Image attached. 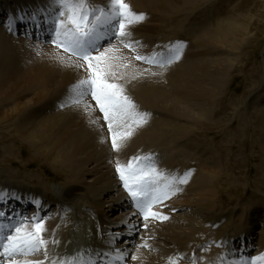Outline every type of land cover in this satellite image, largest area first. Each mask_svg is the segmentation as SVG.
<instances>
[{
    "label": "bare ground",
    "instance_id": "1",
    "mask_svg": "<svg viewBox=\"0 0 264 264\" xmlns=\"http://www.w3.org/2000/svg\"><path fill=\"white\" fill-rule=\"evenodd\" d=\"M29 1L33 2L32 0ZM51 1L54 2V0ZM98 1L100 0H90L91 6L96 7L95 3ZM200 1L203 0H126V2L130 4L134 12L143 13L145 15V19L143 21L132 24L131 26H129L128 31L130 35L137 34L142 36H149L150 32H152V29L155 26V33L152 34V37H150L152 41L153 39H155V36L159 32L157 31L158 27L160 26L159 23L168 22L167 24L169 26L166 24L168 26V29L176 26L175 28H173V31L176 30L175 34H179L182 31H184L186 28L184 23L188 22V25H190L191 21L195 18L194 15L191 18H189V13L191 16V12L196 14L197 12L201 13L203 11L205 6L200 8L196 7L197 3H199ZM109 5H110V0H102V2L99 4L98 7H103L107 9ZM180 12L185 14L187 13L188 18L186 17L187 15L183 17L179 16L177 13ZM165 13L168 14L165 15ZM173 14H177L178 17L176 15L173 17L172 16ZM162 15L164 17H162ZM169 16L170 19L167 21ZM155 17L156 19L161 17L164 21H157L156 23H154ZM219 24H221V22H219ZM247 31L248 29L244 27L242 23L238 22L235 18L233 20L230 19L229 24L226 27L220 28V25H218L217 30L212 31V33L215 32V34L209 32L208 35L206 34L204 35H206V41L207 38L208 39L214 38L211 40L212 42L213 40L216 39V41H218L222 45H234L241 43L242 41L245 40L244 37L247 35L246 33ZM129 38L132 39V40H128L130 42L138 40L137 43H134L135 47L138 46L140 47V50H142V45H140L139 38L133 39V36H130ZM5 39H12V38H10L7 35H3V32L1 31L0 28V97H3V99L5 100L8 99L6 101H15V100L17 101L18 99H19L18 101H20L21 98H23V95L33 92L36 93L35 94L36 97L35 99L29 100L28 103L26 102L23 103L24 105H21L22 103L18 102L15 103L16 106L12 107L10 110L6 108L7 111H0V122L8 121L13 118L15 113L23 112L24 123L19 124V128H17L18 135L20 137H24L30 140V142H33L35 144L36 141H38L37 137H39L40 140L42 139L44 142H45V138L48 141H51L48 148L46 149L40 148V151L44 156H49L53 160V163H55V165L56 164L62 165L65 169L71 170L73 172L71 177V182H75L78 180L84 181L87 176H95V175L97 176V174H100L98 177H96L93 180V184L90 185L91 188L95 189V186L97 184H101L102 188L105 189L109 185L111 186L109 191H111V189H113L114 187V183L109 184V182H114L113 180L114 175L117 174L116 169L114 171V167L116 168L117 162L121 164H127L130 160H132L133 157H144L149 155L152 158V162L155 163L157 169L161 172H165L167 174H176V175H182L186 172L185 169H182L181 172L180 170H176L172 162L173 160L172 161L168 160L164 156L163 151L152 150L151 147L152 148L154 146L157 147V145H159L160 143L165 145L167 142L166 140L171 138L169 137V135L172 136L174 135V139L175 140L177 139L178 142L180 143L181 137L186 138L185 136L187 135L185 134H188L186 133V130H184V127L177 129L178 127L177 123L174 124L173 122V124H170L169 122H167L166 119H163V117L164 118L169 117L174 121H176L175 118L177 119L178 117H180L181 119L187 120L186 122L190 121V123H196L200 125L203 120H199V119H202L201 117L203 116L204 117L208 116V114L212 111L208 105H210L213 99V95L210 94L214 93L218 88L217 85L218 74L216 73L212 74L210 71L202 69V65L200 63L202 62L201 61L202 59L198 60L199 59L198 56L201 58L205 57L204 54L205 46L201 48L202 51H198L196 54L193 53L194 51L190 50L191 49L190 46L188 47L186 46L183 48L184 53L180 55L179 59H181V61L177 64L178 72L177 75L175 76L177 83L174 87H172L173 81L169 79L171 75L169 71L167 72L168 69H166L165 71H161L150 66H145L142 63L141 64L137 63L136 58L133 57V55L136 56L137 54H134V51L131 50L132 48L127 49L125 47V44L123 43L125 40H122L120 44H112L111 46L105 48L109 50L108 55L119 58L114 61V63L117 65L115 70L118 78L116 79L110 78V81L114 83H118L124 88L125 94H127L135 102V104L137 105V109L141 105L145 107V109L140 112H146L149 114L148 122L146 123V125L149 127L143 124L142 126L135 128L131 138L123 142V145L119 151H115L113 150V148H110L109 146V144L110 145L112 144L110 143L111 141L109 142V137H111V133L108 132L109 130L106 131L108 129L107 127L108 125L103 123L104 120H102V117L99 114L100 112L97 110L96 105L95 107H93L94 103L91 99V96L89 95L88 97H86L84 102L79 105L73 104L69 99V97L73 95L71 92L73 85H75L79 80L87 78L88 73L85 70L87 68V65L85 63H80L75 59H70L69 57L62 54L57 48L53 46L49 47L45 45L46 47L44 46L37 47L35 45H29V44L27 45L23 42H19L21 44L20 45L19 43L12 41L7 42ZM180 39L181 38H178L177 36L173 35L170 38L165 39L163 41L164 44L156 42L153 45V49L145 57H147L152 53H156L157 51H161V49L167 48L168 46L175 45L176 42L180 41ZM197 41L195 39L194 42L195 45H199L198 42L201 43L205 42L200 39L198 42ZM143 48H147V46L145 45L144 47L143 45ZM105 49H103L102 52H104ZM146 51L148 50H145L144 53ZM190 56H192L193 58L192 59L188 58ZM61 57H63L64 59H61ZM189 59H191L190 61L194 63V67L192 70L185 69L184 65H180L184 62L187 63ZM202 63L205 62L203 61ZM205 64L207 65V67L211 65L210 63H209L210 65L207 63ZM219 69L221 71L225 70L222 68ZM200 73H202V75ZM200 75L201 78H198L200 77ZM163 78L165 80H163ZM68 89L70 91H68ZM59 90L62 91L64 95L69 93L67 96L65 95L66 96L65 100L67 101L65 103L66 105L63 107L65 108V110L61 115L54 116L52 114V117L45 119L47 115L45 111L48 110H44L43 107L49 106L50 96L55 91H59ZM190 97H192V99ZM57 99L58 98H56V100ZM138 103L140 105H138ZM33 105L37 106V108L35 109V111H33V113H29L28 111L32 110L29 109L32 108L31 106ZM57 105L53 106L52 109L57 107ZM85 105H88L90 107L86 109ZM164 105L165 107H163ZM27 112L29 114H25ZM159 113H162V116L159 117L157 116L158 118L157 119L155 116L156 114L159 115ZM152 114H154V119L153 117H151ZM196 119L198 120L195 121ZM118 130L123 131L125 129L121 127ZM179 130H181L180 131L181 135H179ZM168 131L170 134L168 133ZM178 136L181 137L179 138ZM172 151L174 152V150ZM173 152L170 151L168 154L170 153L173 154ZM209 152L212 151L210 150ZM194 160L198 161V158L194 157ZM89 163H95L96 166L93 169H88ZM108 163H110L109 166L108 165L106 166V164ZM204 163L205 162H201V166L204 168V171L197 172L195 174V177L197 179L194 180L192 179V176H190L186 184L180 185L181 187L187 186V188H191L193 192H195L194 194V196L196 197L195 201L187 198L184 200L183 203H181L180 201L181 203L180 205L174 204L175 206H172V211L165 212L166 213L165 215L170 217L173 216V213L177 211L179 208L182 209L183 207H186V209H188L191 208L193 204L195 206H199L198 209L199 211H196L197 215H200V213H202L205 216L204 222H202V224L201 222H199L200 223L199 229L201 230L199 236L198 235L195 236L196 238L195 240L187 241L186 244H184L182 241H180L179 238L169 239L166 238L167 237L166 235L164 234L159 235L158 232H155L154 235H151L152 234L151 233L147 237L142 236L141 239L143 240L141 241V245L146 244L147 247H150L152 244L153 246L156 244L159 250L161 246L159 245V241L156 240H161L165 244V246L168 249H170L168 250L167 253H165V250H163L162 248L164 254H169V253L171 254L172 250L177 251V253L179 251L185 250L186 253H190L191 255H193L192 262L196 261L195 264H207L209 261L211 262L208 264H220L219 256L221 254V250L226 247V243L229 239H227V241L226 240L224 241V238L223 239L220 238L216 241L219 242L217 243L216 247L208 248L211 249L212 253H216V254L219 253L218 259L214 258L212 255V257L208 256V260L198 263L196 259V255H194L196 250L193 253L189 252L191 251L189 249H193L195 248V246H199L201 242L206 239L208 234L207 232L210 228L213 227V225L217 230L222 231L223 227L220 225V223H222V221L223 223L230 222V218L224 221L225 220L224 218L227 217L225 215H221L218 218L212 219V222H210L208 219L209 213L213 212L215 209V207L213 206L214 203L211 204V200H212L211 198L213 193L211 183L213 184L215 182L217 177L220 175V172L218 173L217 168L215 166L207 165L208 162L206 164ZM74 184L75 183L66 184L65 186L71 187ZM117 185L115 186L116 192L118 191ZM85 190H86L85 191V199H86V196L88 195L87 194L88 189ZM0 193L3 194L2 197L0 196V201H1L8 198L6 196H8L9 194H18V191L12 188L10 189L4 188V189H0ZM179 193L181 192L179 191ZM122 196L123 193L121 194L120 198H122ZM174 196L176 197V193ZM89 197H93V198L91 200L86 199L84 203H81L76 206L77 210H82L80 212L81 217L78 216L77 218L79 219L77 224L74 220V216H66L61 220L60 215L62 211L60 209L61 206L60 201H62V199L55 198L53 200L56 201V205H57V209L55 210V208H53L52 210V215L54 214L55 216L50 220L47 219L46 216L47 222L44 223V227L46 231L43 234L44 238L47 241H49V244L53 240L58 241V243L56 244L52 243L53 244V246L51 247L52 253L51 255H49L51 259H57V258L61 259L66 255V253L70 252L72 249H75V247L81 248L79 246L85 244L84 241H85V237L87 236L84 237V241L83 240H81L80 242L71 241L76 234L83 233L81 227L79 226L80 224H82L81 220L83 219L85 220L91 219L90 220L92 223L91 230L90 229L87 230V235L91 234L90 240L92 241L93 244H95L93 247H96L97 245L100 244V237L103 235L105 238H109L110 240H115L117 238V235L119 233H122L121 235H123L125 239L126 238L132 239V242L129 240L130 242L126 243V241H124L122 243L123 247L122 249H120V252H122L123 255L126 256L128 255L127 249H129V246L133 244L136 234L140 232L139 229L142 224L139 225L138 230L136 228L138 222H140L139 218L132 211L122 212L125 211L123 209V210H119L120 213L118 215V218L119 216H121L124 217L125 220L120 221L121 220L120 218L115 219L114 221L107 220L106 217L102 214L104 207L102 203L97 201V199L92 194ZM93 199L95 201H93ZM51 200L52 199L50 198V201ZM10 201L12 202V200ZM50 201L49 203H47V206L52 207L54 203H51ZM171 202L168 203V206L171 204ZM263 202L264 200L261 201L259 206L254 208L251 212L253 214L259 213L262 207H264ZM112 204L115 206L118 203H114L112 201ZM37 205H39L42 208L41 214L45 212L47 208L45 206L46 204L44 203L41 204L39 202L37 203ZM15 209L19 210V212L20 211L26 212L27 210H29L28 208L18 205H16ZM161 209L163 210V208ZM159 212H161V210H159ZM38 216H40V214ZM35 217H37V213L35 214ZM59 220H61V222ZM53 221L60 222L59 224L60 227L57 228L55 231H54L55 226L52 223ZM108 221H110L111 228L119 229L117 233L114 234L109 232L108 227L106 226L109 223ZM154 221L157 222V220ZM74 222L76 225L74 224ZM226 224L228 225V223ZM261 225L264 226L263 217L262 219L261 218L254 219L252 222L253 229H255L256 227H261ZM207 227L210 228L208 229ZM157 228H159V226ZM91 231H94V234ZM166 231L168 234H170L173 231V228H167ZM197 233L198 232H196L195 234ZM219 234H221V232L218 233L216 236L218 237ZM256 234H257L256 231L255 232L251 231L252 239L256 237ZM200 235L203 236L200 238ZM221 236L224 235L222 234ZM141 239H139V237L137 239V242H139L138 246H140ZM192 242H193V244L191 245L192 247H189L190 243ZM84 246H88V245H84ZM153 246L150 247L151 250L150 254H149V249L144 250V252L143 251L139 252V250L136 248L134 250L133 257H138V261H130L127 264H157L155 261H152L150 259L151 257L153 260H157V259L160 260L161 262L160 264H165V263L173 262L174 260H178L183 255V253H179L173 257L167 258L166 262L165 261L163 262L162 258L160 259L159 256L152 254V251H154L152 250ZM179 247H183V248L179 249ZM254 247L255 246L253 242V245L250 246L249 249ZM96 249L99 250L98 247ZM159 252L161 253V251ZM259 254L260 255L264 254V247L263 249H261ZM243 256L246 257L245 255ZM252 258H254V256L247 258L245 261L248 262V264H251ZM129 260H133V259L131 258ZM188 263L189 262H183L180 260L177 264H188Z\"/></svg>",
    "mask_w": 264,
    "mask_h": 264
},
{
    "label": "rangeland",
    "instance_id": "2",
    "mask_svg": "<svg viewBox=\"0 0 264 264\" xmlns=\"http://www.w3.org/2000/svg\"><path fill=\"white\" fill-rule=\"evenodd\" d=\"M23 1L25 0H0V28L3 32V35H7L10 38L14 39V41L13 39H5L7 42H23L27 45L29 44L37 46L35 42H31L21 36L14 37L10 32L12 19L18 16L20 12H23ZM32 1L33 2L30 3L32 5L35 4L38 7V9L36 10H39L42 13H48L49 16H53L54 14L56 17V9L50 11V8L56 7V4L51 6L48 2L49 0ZM101 2L102 0L96 2L95 6L98 7ZM16 3L20 4L17 5ZM196 7H204V9L201 13L197 12L195 14L191 12V16L189 13V18H191L193 15L195 16V18L191 21L190 25H188V22H185L184 25L186 26V28L179 34H175L176 30L173 31V28H175L176 26L168 29V22H161L159 23L160 26L157 29V31L159 32L155 36V39H153L152 41L150 37H152V34L155 33V26L153 27L152 32H150L149 36H142L137 34L129 35L127 37H124L125 41L123 43H131L130 41H128L132 40L131 38H129L130 36H133V39L139 38L140 45H142V50H140V47L135 48V45L134 48L131 47L132 49L127 47L126 48L134 51V54H136V52H139L141 53L139 54L140 56L145 57L153 49V45L156 42L163 43L165 39H168L171 36L175 35L178 38H181L180 41L186 42L187 45L190 46V50L194 51V54H196L198 51H202L201 48L205 46V57L201 58L198 56V60L202 59V62L204 61L205 63H210L211 65L209 64L210 66L207 67L205 63L200 62L202 65V69L208 70L212 74H218V88L214 93L210 94L213 95V99L210 105H208L212 111L209 114L207 113L208 116H203L201 117L202 119H199L203 120L202 123L198 125L196 123H190V121L186 122L187 120L181 119L180 117H178L177 119L175 118L176 121H174L173 119L169 117L167 118L165 116L166 118L163 117V119H166L170 124H173V122L174 124L177 123V129L184 127V130H186V133L188 134H185L187 136L184 135L186 138L178 136L179 138L181 137L180 143L177 139V141L174 139V135H169V137L171 138L167 139V142L165 141V145L160 143L159 145H157V147H151L152 150L163 151L164 156L168 160H173L172 162L176 170H180V168L185 169L186 172L192 170L191 176L194 180L197 179L195 177V174L197 172L204 171V168L201 166V162H205L204 164L208 162L207 165L215 166L218 173L220 172V175L217 177L215 182L213 184L211 183L213 191L211 204L214 203L213 206L215 207V209L213 212L215 213H209L208 219L210 222H212V219L218 218L221 215H225L227 217L224 218V221L230 218V222L223 223L222 221V223H220V225L223 227L222 231L217 230L214 225L212 228L207 227L208 229H210L207 232L208 234L206 239L202 241L199 246H195V248L189 249L191 251L188 250L191 253L196 250L195 254L198 256V262L200 263L208 260V256L212 257L213 255L214 258H218V255L216 253H212L211 249L208 248L215 247L214 243L218 239L223 237L221 236L222 234L224 236L226 234V236H234L242 231L247 232L252 229L254 232H257V237H255L257 250L260 251V249H262V244L264 247V226L261 225V227H256L255 229H253L252 226V222L254 219H262V217L264 218V207H262L259 213L253 214L251 212L254 208L259 206L261 201L264 200V0H203L197 3ZM167 14L168 13H165V15ZM177 14L182 17L187 15L186 17L188 18L187 13L185 14L180 12ZM177 14H173L172 16L174 17L176 15L178 17ZM162 17L164 16L162 15ZM235 18L238 22L242 23L244 27L248 29V31L246 32L247 35L244 37V41L234 45H222L218 41H216V39L212 42L211 40L214 38H207L206 41V35H208L209 32L212 33V31L217 30L218 25H220V28L226 27L229 24L230 19L233 20ZM155 19L156 17L154 18V23H156L157 21H164L161 17L156 20ZM169 19L170 16L167 21ZM17 22H19V20H17ZM219 22H221L222 26L221 24H219ZM203 29L207 30L208 32L204 31ZM202 34H206L204 35L205 37ZM212 34H215V32ZM198 37H201L202 39ZM195 39L196 41H199L200 39L205 42L201 43L197 41L199 45H195ZM117 40L118 39L116 38L113 42ZM143 45L144 47L146 45L147 48H143ZM42 46L43 45L39 47ZM145 50L148 51L144 53ZM188 58L192 59L193 57L190 56ZM191 59H189L187 63L184 62L180 65H184L185 69L192 70L194 67V63L190 61ZM177 66L178 65H175L174 67H171L167 70V72L169 71L171 75L169 79L173 81L172 87H174L177 83V80L175 78L178 72ZM219 68L225 70L221 71ZM200 74L202 75V73ZM201 75L198 78H201ZM68 91L70 90L68 89ZM35 94L36 93L34 92L27 93L23 95V98H21L20 101H18L19 99L17 101H6L8 99L5 100L3 99V97H0V111H7L6 108L10 110L12 107H15V103L18 102L22 103L21 105H24L23 103H28L29 100L35 99ZM68 94L69 93L65 95L67 96ZM65 95L62 91L59 90L55 91L50 96V104L48 106L49 108L47 106L43 107L44 110L49 111H45L48 115H46L45 119L52 117V114L54 116H57L63 113V111L65 110V108L63 107L67 102L65 100ZM56 98L58 99L56 100ZM190 98L192 99V97ZM53 102L55 103V105L62 104V107L59 108V106L57 105V107L52 109V107L55 106L52 104ZM138 105L140 104L138 103ZM34 106L35 105L31 106L32 108H30L29 110H32L28 111L29 113H33V111H35L37 106ZM163 107H165V105ZM139 108L138 111H142L145 109V107H143L142 105L139 106ZM28 112L25 114H29ZM23 116V112H18L14 114L12 119L5 122H0V187H2V184L7 185V187L10 188L14 185L16 188H20L21 190H23V192H28L31 196H33L35 194V191H37L35 195H37L38 193L43 194L44 196L48 197V201L52 197L56 198L58 196H61L62 193H66V203H71L73 208L69 211H67L66 208L65 211L67 212L65 213L67 216H74L76 224L79 221V219L77 218L78 216L81 217L80 212L82 211L77 210L76 206L84 203L86 199L91 200L93 197L89 196L92 194L97 199V201L102 203V205L104 206L102 214L106 217L107 220L114 221L115 219L119 218L121 219L120 221L125 220L124 217L121 216H119L118 218V215L120 213V209L116 208L118 204H116L115 206L112 204V201L114 203L123 201V199L120 198L122 193L120 186L117 185L118 181L115 177L116 175H114L113 178L114 182H109V184L114 183V187L113 189H111V191H109L111 187L109 185L105 189L102 188L101 184H97L95 186L96 190L91 188L90 185L93 184V180L100 174H97V176H87L84 181L78 180L75 182H71L73 172L71 170L65 169L62 165H55V163H53V160L49 156H44L40 151V148H48L51 141H48L45 138L44 142L42 139L40 140V138L37 137L38 141H36L35 144L33 142H30V140L18 135L17 128H19V124L24 123ZM157 116H162V113H159V115L156 114L155 117L157 118ZM151 117H153L154 119V114H152ZM197 120L198 119H196L195 121ZM103 123L107 124L104 121ZM145 126L147 125L145 124ZM106 131H108V129ZM180 131L181 130H179V135H181ZM110 141L111 137H109V142ZM109 146L110 148H112V145L109 144ZM172 150H174V152ZM210 150L212 152H209ZM170 151L173 152L174 155L171 153L168 154ZM194 157H197L198 161H195ZM109 164L110 163L106 164V166H109ZM95 166V163H89L88 169H93ZM115 169L116 168L114 167V171ZM73 183L75 184L71 187L65 186L66 184ZM116 185L118 189L117 192L115 187ZM85 189L89 190H87L88 195L86 196V199ZM194 194L195 192H193L191 188H187L186 186L182 188L181 193L177 195L172 205H180L187 198L195 201L196 197L194 196ZM93 201L95 200L93 199ZM193 205L188 209H186V207H183L182 209L179 208L176 212L173 213V216H170L169 219H167V221L169 222H147V229H139L144 232L142 236L147 237L151 233V235H154L155 232H158L159 235L164 234L167 236L166 238L169 239L179 238L180 241H182L184 244H186L187 241L195 240V236H199L201 232V230L199 229V222H201L202 224V222H204L205 220V216L202 213H200V215H197L196 211H199V206ZM33 209L35 210V207H33ZM170 209L172 210V208L169 207L164 211L169 212L171 211ZM160 210L164 215L166 214L162 211V209ZM116 211L117 213H115ZM122 212H127V210ZM60 217L61 220L65 218L62 214L60 215ZM61 220L59 221L61 222ZM90 220H81L82 224H80L79 226L81 227L83 233L76 234L72 238V242H80L81 240L84 241V237L87 236L85 237L84 245H93L92 241L90 240L91 234L87 235V230H91L92 223ZM59 221L52 222L55 226L54 231L60 227ZM226 223H228V225ZM107 226L111 227L110 222L107 224ZM158 226L159 228H157ZM167 228H173V231L168 234L166 231ZM113 229L116 233L119 230L117 228H112L110 230L113 231ZM91 232H93L94 234V231ZM196 232L198 233L195 234ZM220 232L221 234H219V236L217 237L216 235ZM138 235L136 234L135 237L136 242L138 239ZM202 236L203 235H200V238ZM141 237L139 239H141ZM86 240L90 242H87ZM142 240L143 239L140 240V246L136 244V246L134 245L130 246L131 248L129 247L130 253L129 249H127L128 253L130 254V258L134 256V250L136 248L139 250V252H144L146 247H141ZM156 241H159L161 249L159 248L158 250L156 244L154 246L152 244L150 246H153L152 250L154 251H152V254L159 256L160 259L162 258L163 262H166V259L169 257H173L179 253H182V251L179 250L178 253L177 251L172 250L171 254H164L162 248L163 250H165V253H167L170 249H168L161 240ZM126 243L128 242L126 241ZM192 244L193 242L190 243L189 247H192ZM52 246L53 244L50 242V244H48L49 255H51L52 253ZM107 247V245H99V248H101V250H105ZM150 247H148L149 254L151 251ZM182 248L183 247H179V249ZM159 251H161V253ZM183 252L185 254H183L185 257L183 255L181 257L185 259H189L191 257L190 253H185V251ZM30 257L33 261L45 260L44 252L39 253L37 256ZM150 259L152 261H155L157 264L161 263L158 259L153 260L152 257ZM130 261H138V257ZM210 262L211 261H209L208 263Z\"/></svg>",
    "mask_w": 264,
    "mask_h": 264
},
{
    "label": "snow or ice",
    "instance_id": "3",
    "mask_svg": "<svg viewBox=\"0 0 264 264\" xmlns=\"http://www.w3.org/2000/svg\"><path fill=\"white\" fill-rule=\"evenodd\" d=\"M54 3L57 15L52 20L53 43L65 53H69L70 57H77L87 65L85 69L88 73L87 78L73 85L71 89L73 95L69 99L73 104L79 105L86 97L91 96L99 111L103 113L104 121L107 122L113 150L119 151L123 142L131 138L135 128L148 122L149 114L138 111L137 105L125 94L124 88L110 81V78H118L115 70L117 65L114 61L119 58L108 55V49L99 52L98 45L101 40L109 36L117 39L129 36V26L143 21L145 15L134 12L126 0H110L107 9L91 6L90 0H54ZM125 47L131 48L132 45L126 43ZM184 47L182 42H176L170 48L172 55L167 60L158 58L157 54L151 57L137 54L135 58L165 67L180 58ZM93 52L99 54L93 55ZM88 107L90 106L85 105L86 109ZM121 127L125 130H118ZM116 172L138 210L137 214L142 215L145 229L148 228L147 222L150 219L158 221L169 219L167 215L154 210L155 206L180 191L178 185L186 184L192 174V170L183 175L161 172L152 162L150 155L133 157L127 164L117 162ZM4 216L5 213L0 212V217ZM32 221L34 223L31 229L26 227L27 218H23L15 225L0 223V264L4 261H7V264H21L17 257L34 255L41 249L44 251V261L24 260L23 264H95L91 259L88 261L76 258L51 259L48 253L49 241L43 235L46 231L44 224L39 217H33ZM5 228L11 229L7 235H4ZM51 243L56 244L58 241L53 240ZM141 247L147 245L142 244ZM121 259H123L122 254L115 257V260ZM109 264L112 262L110 261ZM230 264H248V262L233 261ZM251 264H264V254L252 258Z\"/></svg>",
    "mask_w": 264,
    "mask_h": 264
}]
</instances>
